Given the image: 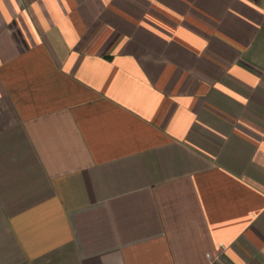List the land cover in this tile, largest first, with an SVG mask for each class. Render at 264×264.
Returning a JSON list of instances; mask_svg holds the SVG:
<instances>
[{
  "label": "crops",
  "instance_id": "crops-1",
  "mask_svg": "<svg viewBox=\"0 0 264 264\" xmlns=\"http://www.w3.org/2000/svg\"><path fill=\"white\" fill-rule=\"evenodd\" d=\"M0 264H264V0H0Z\"/></svg>",
  "mask_w": 264,
  "mask_h": 264
}]
</instances>
